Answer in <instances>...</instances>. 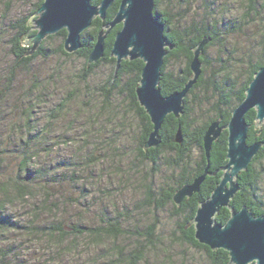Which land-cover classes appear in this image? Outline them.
<instances>
[{
  "label": "trees",
  "instance_id": "16d2710c",
  "mask_svg": "<svg viewBox=\"0 0 264 264\" xmlns=\"http://www.w3.org/2000/svg\"><path fill=\"white\" fill-rule=\"evenodd\" d=\"M176 0H155L154 16L164 24V34L167 41L174 43L175 47L164 57L161 67V77L159 87L164 96L175 91H179L184 84L192 76L190 62L193 58L195 46L204 37H209L210 41L204 46L200 55L202 64H206V51L216 46L219 49L217 59V69L210 75L205 74L206 68L202 66V73L198 81L192 86L187 95L184 97L183 113L176 118L173 114H168L159 130L161 141L157 147L144 148V144L148 135L152 131V124L149 116L144 108L139 104L135 89L139 84L140 74L143 68L141 59L129 60L124 59L120 64L115 79L111 82L114 74L116 60L110 55L115 34L120 30L121 24L116 25L106 35L104 40V55L94 63H87V58L92 51L96 42V37L102 26L110 22L115 16L120 0H116L107 10L105 18L102 20L95 17L91 25L81 33V47L74 52H66L63 47V41L66 37L65 29L57 32V36L61 37V42L55 47L48 46V40L53 35H47L33 53H29L31 48L24 44L25 38L37 33V30H31L29 19L34 14L43 0L34 3V7L27 14H21L16 18L9 20L7 11L12 5V0H0L4 6V15L0 19V42L4 41L6 48L13 57V65L21 69H28L29 65L37 57L49 58L51 56L58 58L78 57L83 61L82 67L75 74L80 82L89 80L96 67L102 64L109 66L110 71L105 84L100 87V106L98 112L94 109H70L69 106L74 103L77 97V87H71L68 91V98L59 104V107L51 109L48 113V123L52 120L62 119L65 115H72L69 121L71 125L81 124L82 139L86 140L89 135L94 132L102 123L103 114L108 113L114 115L113 109H104L112 103V97L115 91L126 95L132 114L139 121L138 142L135 144L137 151L136 160L142 167L139 184L141 186L142 198L137 202V212L147 210L148 215L157 214L169 206L173 209L175 215V228L173 235L181 241L199 248L206 254L209 264H231L229 253L224 249L212 250L208 246L199 243L194 237L193 218L200 202L207 199L214 188L219 183L225 165L227 151V129L226 126L231 118L234 108L244 99L246 89L253 79L255 73L264 65V3L261 0H243V8L241 12L235 16L215 9L213 5L207 6L203 16L199 18L192 17L188 21L189 13L181 16L180 20L176 13L172 12V2ZM206 2V0H203ZM91 4L98 5L101 0H90ZM166 3L164 8L161 7ZM228 10V9H227ZM183 14V13H182ZM192 15H195L192 12ZM231 42H235L236 46L242 44L240 53L235 54V44L230 46ZM234 49V51L232 50ZM181 58L183 66L174 71L170 68V62ZM11 74L14 73L11 71ZM198 91V93H196ZM199 94L202 105L209 104L206 109H192L190 107V95L196 97ZM5 96V95H4ZM85 105V104H83ZM32 113L28 109L23 113L25 120L17 128L12 125L14 133H19L18 141L22 143L21 149H18L17 170L15 175L4 176L0 173V244L4 242L5 237L10 232L24 231L27 236H31L32 240L38 238L36 243L48 242L50 246L55 248L56 254L73 253L79 248V241L87 238L91 246L100 247L107 240H117L124 236H132V229L125 224L127 221V213L124 207L118 208L115 199L104 193L113 188V183L108 181L107 187H100L96 183H92L93 176L91 174H76L75 168L79 167L86 171L93 164H98L99 157L94 154L77 157L72 159L67 166L66 162L63 169L68 168L71 171L67 173L71 183H79L83 181L80 188V195L72 197L64 195L59 189L61 177L55 175L56 171L49 167L38 165L33 162L38 156L39 150H43L47 155L50 154L53 145L50 148L45 147L47 140L45 129L34 131L33 135H28L31 131L36 130L34 124H31ZM248 123L247 144L261 142L262 147L249 163L247 169L239 172L236 177L239 189L230 206L234 210H239L242 206L255 215L264 214V197L257 190L261 173L259 166L264 168V123L257 124L256 112L251 109L245 115ZM218 120L223 130L219 137L212 143L209 157V174L200 186L198 192L191 197H186L181 204L173 201L175 192L185 184L191 183L193 179L201 175L207 166V158L203 149V137L208 126ZM25 137L23 135L24 126ZM31 125V127H30ZM98 125V126H97ZM73 127L69 128L72 130ZM181 128L182 141L176 142L175 135ZM43 134V138L41 137ZM41 137L42 139H39ZM112 138V137H111ZM110 140L113 142L114 140ZM72 140V139H71ZM128 140V139H125ZM40 142H44L41 144ZM50 143V141H48ZM88 145L89 141H86ZM47 144V143H46ZM55 144V143H53ZM86 144V145H87ZM110 144V143H109ZM111 146V144H110ZM112 147V146H111ZM119 148L116 144L115 149ZM199 150V158L194 157L195 149ZM111 154L118 153L113 147ZM42 152V151H41ZM118 155H120L118 153ZM125 157V156H124ZM113 162V161H111ZM65 166V167H64ZM123 168V164L119 165ZM146 166L147 169L145 168ZM78 168V169H79ZM118 168V166L116 167ZM165 168L167 180L161 184H156L154 176L161 173ZM77 169V170H78ZM74 170V171H72ZM115 176L118 178L126 177L125 172L111 173L107 178ZM65 190V189H64ZM106 195L108 199L105 204H100L98 208V223L96 225L85 224L81 219L80 223L73 222L64 225L62 217H57L60 206L76 205L79 206L83 213L93 208L96 198L100 194ZM97 195V196H96ZM29 202L32 204L29 205ZM17 203L28 205L33 208L34 213L26 220L22 226H18V221L11 217L7 208L16 206ZM110 212H107L108 208ZM63 211V209H61ZM41 212L46 213V220L39 224ZM230 217V209L222 208L216 215L217 222L224 224ZM22 227L25 229H22ZM136 234V243L127 252L120 248L116 252L114 261L105 264H140L144 260V250L151 248L155 243L161 242L163 233L156 224V216L153 221L144 228L142 233ZM137 234L140 235L138 238ZM79 240V241H78ZM78 241V242H77ZM9 250V249H8ZM103 250V249H101ZM8 257L4 254V250L0 247L1 256Z\"/></svg>",
  "mask_w": 264,
  "mask_h": 264
},
{
  "label": "rangeland",
  "instance_id": "374dc122",
  "mask_svg": "<svg viewBox=\"0 0 264 264\" xmlns=\"http://www.w3.org/2000/svg\"><path fill=\"white\" fill-rule=\"evenodd\" d=\"M12 5L7 11L9 20L16 18L21 14H27L34 7V3L38 0H12ZM166 3L161 5L162 8ZM168 8H172V12L176 13L177 18L181 19V16L188 15V21L192 17L199 18L203 16L207 6L213 5L215 9L226 12L230 16L239 14L243 8V0H176L172 2ZM4 6L0 2V19L4 15ZM228 9V10H227ZM192 12L195 15H192ZM183 13V14H182ZM33 14L30 16V18ZM39 17L36 14L32 17L31 22L35 21ZM35 24L30 26L33 28ZM34 30V29H32ZM52 34L53 37L48 40V46L55 48L60 42L61 37ZM47 37V36H46ZM45 37V38H46ZM4 41L0 42V173L4 176L15 175L17 170V157L18 153L23 146L17 140L19 133H14L12 125H21L25 120L23 119V113L28 109L32 113L31 124H34L36 130L31 131L33 135L34 131L45 129V147L53 148L49 155L43 152L42 148L39 150L38 156L33 162L42 166L51 167L56 171L58 177H61L64 173V177L61 178L59 189L64 195H71L72 197H78L80 195V188L83 186V181L79 183H71L68 179L67 173L71 171L68 168L63 169V165L69 162H73L72 159L89 154H94L95 157H99L98 164H93L88 167L86 171H83L77 167L75 173L82 174L86 172L93 176L92 183H96L100 190L103 186L107 187L108 181L113 183V188L104 193L112 196L115 199L118 208L124 207L126 209L127 221L125 224L132 229V236H124L117 240L105 241L104 245L100 247L91 246L90 241L87 238L79 241V248L73 253H61L56 254L55 248L49 245L48 242L36 243L38 238L32 240L31 236H27L24 231H12L4 242L0 244V247L4 250V254H8V257L1 256L0 264H105L109 261H114L116 252L122 248L124 252L132 249L136 243V234L142 233L144 228L153 221L156 216V224H158L162 233L161 242L155 243L151 248L144 250V260L140 264H209L206 254L203 250L191 246L172 233L175 228V215L173 209L168 208L157 212V214H149L144 210L137 212V202L142 198L141 186L139 184V177L141 176L142 167L136 160V148L135 144L138 142L139 135V121L132 114V108L129 101L124 94L115 91L112 97V103L110 106L104 109H113L114 115L111 116L108 113L102 115V119L99 120L102 126H99L94 132L89 135L86 140L82 139V127L81 124L71 125L69 121L72 115H65L62 119L52 120L48 123V113L51 109L59 107L62 101L68 98V91L71 87H77V97L74 99V103L71 104L70 109H94L98 112V109H102L100 106V87L105 84L109 75L110 68L106 64L99 65L95 68L93 75L86 82H80L78 76L75 74L82 67L83 61L78 57L72 58H58L51 56L49 58L37 57L29 65L28 69H21L18 66H14V59L8 48H6ZM235 42L229 44L232 46ZM238 46V45H237ZM235 44V54L240 53L241 45L237 47ZM220 57L219 49L214 46L209 48L205 53L206 64H202L206 68V75L212 74L218 67L217 59ZM183 66V60L181 58L175 59L170 62V68L174 71H178ZM11 71L14 73L11 74ZM198 93V91H196ZM5 95V96H4ZM203 97L197 94L196 97L190 95V107L192 109H200V107L207 108L210 105H202L200 102ZM85 104V105H83ZM73 119V118H72ZM25 125L23 128V135L26 133ZM98 126V125H97ZM31 127V125H30ZM72 128L69 129V128ZM16 130V129H15ZM44 137L43 134L41 136ZM39 137V139H42ZM112 137V138H111ZM111 139L114 141L112 142ZM72 139V140H71ZM128 139V140H125ZM50 141V143L48 142ZM86 141H89L87 144ZM43 144L44 142H40ZM47 143V144H46ZM55 143V144H53ZM118 150V153L112 155L111 150ZM87 144V145H86ZM119 147L115 149V146ZM195 149L194 157L199 158V150ZM42 151V152H41ZM125 156V157H124ZM113 161V162H111ZM123 164V168L119 165ZM118 166V168H116ZM148 166L145 168L147 169ZM79 168V169H78ZM78 169V170H77ZM261 177L257 187V191L264 197V168L259 166ZM72 170V171H74ZM125 172L126 177L121 179L115 176L107 178L111 173ZM165 168L161 173H157L154 176L156 184H161L167 180ZM65 189V190H64ZM100 194V193H98ZM97 196V195H96ZM106 195L100 194L96 198L93 208L83 213L81 209L76 205H63L60 206L57 217H62L64 225H69L73 222L80 223V219L88 225L98 223V208L100 204H105L108 199L104 198ZM32 202H29V205ZM63 209V211H61ZM7 210L10 212L11 217L18 222V226L29 219L34 213L33 208L28 205L17 203L16 206L9 207ZM109 207L107 212H110ZM39 224L44 221L46 213L41 212ZM46 220V218H45ZM24 225V224H23ZM22 229H24L22 227ZM25 230V229H24ZM138 238L140 237L137 234ZM77 241V242H78ZM9 249V250H8ZM103 249V250H101Z\"/></svg>",
  "mask_w": 264,
  "mask_h": 264
},
{
  "label": "water",
  "instance_id": "95a60500",
  "mask_svg": "<svg viewBox=\"0 0 264 264\" xmlns=\"http://www.w3.org/2000/svg\"><path fill=\"white\" fill-rule=\"evenodd\" d=\"M115 1L101 0L98 5H93L90 0H43L33 14V16L39 14V17L33 22H31L33 16L29 19L30 25L35 24L32 29L37 30V33L26 37L24 44L31 45L29 50L31 54L47 35L65 29L63 47L66 52H74L81 47V33L91 25L95 17L103 20L108 8ZM154 4L155 0H120L115 16L102 26L87 58L88 64L98 61L104 55L103 44L106 35L116 25L121 24L110 51V55L116 60L111 82L115 79L122 60L143 61L144 66L135 93L152 124V131L144 144L145 149L159 145L161 141L159 130L168 114L178 118L183 113L184 97L202 73L200 55L210 41L209 37H204L195 46L190 62L192 76L184 87L164 96L159 87L161 67L164 57L175 45L167 41L164 24L155 18ZM251 109L256 112L257 124L264 123V65L250 81L244 99L232 111L226 126L227 161L222 167V177L211 195L200 202L193 218L195 239L212 250H226L231 264H264V214L255 215L247 206H242L238 211L230 206L231 199L239 189L236 177L239 172L247 169L262 147L261 142L247 144L249 126L245 115ZM222 130L223 127L218 120L208 126L203 137L207 166L201 175L175 192L174 203L181 204L184 198L191 197L199 191L209 174L211 145ZM175 141L178 143L182 141L181 128L176 132ZM222 208L230 209V217L224 224L215 219ZM253 217L255 219H252Z\"/></svg>",
  "mask_w": 264,
  "mask_h": 264
},
{
  "label": "clouds",
  "instance_id": "9594fccd",
  "mask_svg": "<svg viewBox=\"0 0 264 264\" xmlns=\"http://www.w3.org/2000/svg\"><path fill=\"white\" fill-rule=\"evenodd\" d=\"M261 3H264V0H261ZM262 34H264V33H262ZM252 219H255V218L253 217Z\"/></svg>",
  "mask_w": 264,
  "mask_h": 264
},
{
  "label": "bare ground",
  "instance_id": "6f19581e",
  "mask_svg": "<svg viewBox=\"0 0 264 264\" xmlns=\"http://www.w3.org/2000/svg\"><path fill=\"white\" fill-rule=\"evenodd\" d=\"M113 57V56H112ZM144 66V65H143Z\"/></svg>",
  "mask_w": 264,
  "mask_h": 264
}]
</instances>
